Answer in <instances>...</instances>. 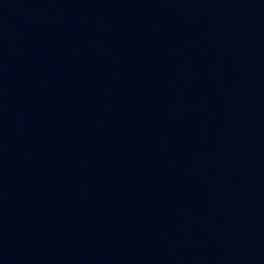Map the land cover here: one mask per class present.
Returning <instances> with one entry per match:
<instances>
[{"label":"water","instance_id":"1","mask_svg":"<svg viewBox=\"0 0 264 264\" xmlns=\"http://www.w3.org/2000/svg\"><path fill=\"white\" fill-rule=\"evenodd\" d=\"M0 264H264V0H0Z\"/></svg>","mask_w":264,"mask_h":264}]
</instances>
